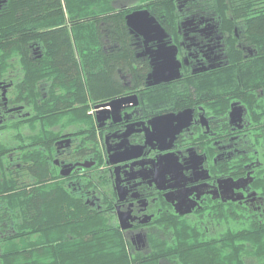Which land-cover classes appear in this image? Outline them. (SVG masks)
I'll return each mask as SVG.
<instances>
[{
  "label": "flooded vegetation",
  "instance_id": "1",
  "mask_svg": "<svg viewBox=\"0 0 264 264\" xmlns=\"http://www.w3.org/2000/svg\"><path fill=\"white\" fill-rule=\"evenodd\" d=\"M156 1L120 6L125 17L139 8L156 16L165 40L177 45L179 77L151 82L159 41L145 42L129 29L130 63L113 67L120 89L99 100L53 104L41 142L53 186L111 216L128 248L141 253L169 234V220L198 219L215 232L224 228L215 219L222 213L264 216V63L251 26L243 25L258 19L231 15L241 5L232 0H175L179 12L162 20L148 7ZM54 78L48 83L57 87ZM11 83H0V108L29 115L23 103L8 104ZM170 113L177 117H161ZM20 146L22 167V151L33 145L23 138Z\"/></svg>",
  "mask_w": 264,
  "mask_h": 264
},
{
  "label": "trees",
  "instance_id": "2",
  "mask_svg": "<svg viewBox=\"0 0 264 264\" xmlns=\"http://www.w3.org/2000/svg\"><path fill=\"white\" fill-rule=\"evenodd\" d=\"M121 1L149 0L0 2V82L12 81L9 105L30 111L20 117L0 108V264H264V216L254 212L218 215L228 224L215 232L198 219L169 220V234L141 253L128 248L111 216L50 182L49 150L41 143L54 119L50 107L107 98L122 86L113 67L130 63L132 36ZM232 1L241 5L231 15L258 19L243 25L251 26L264 63V0ZM148 7L162 20L179 12L175 0ZM54 75L57 87L48 83ZM23 138L33 148L22 151L27 159L19 167Z\"/></svg>",
  "mask_w": 264,
  "mask_h": 264
},
{
  "label": "water",
  "instance_id": "3",
  "mask_svg": "<svg viewBox=\"0 0 264 264\" xmlns=\"http://www.w3.org/2000/svg\"><path fill=\"white\" fill-rule=\"evenodd\" d=\"M126 23L130 31L143 35L145 42L152 39H158L159 41L153 49L155 62L153 70L149 74L153 78L151 82L171 80L179 77V59L176 57L177 45L170 44L169 41L165 40L168 33L159 23L156 16L148 8H139L126 14ZM2 86L5 87V84ZM15 108L12 107L11 109ZM166 116L170 118L177 117V115L171 113L161 117Z\"/></svg>",
  "mask_w": 264,
  "mask_h": 264
},
{
  "label": "rangeland",
  "instance_id": "4",
  "mask_svg": "<svg viewBox=\"0 0 264 264\" xmlns=\"http://www.w3.org/2000/svg\"><path fill=\"white\" fill-rule=\"evenodd\" d=\"M238 222H234V223H232V224H237ZM228 223L227 222H223V224H221L220 222L217 224V225H219L220 226V228L223 226V225H227ZM223 228V227H222Z\"/></svg>",
  "mask_w": 264,
  "mask_h": 264
}]
</instances>
